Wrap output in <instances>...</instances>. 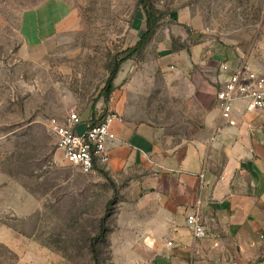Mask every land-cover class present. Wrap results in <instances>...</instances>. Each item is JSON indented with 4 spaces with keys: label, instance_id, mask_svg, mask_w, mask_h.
<instances>
[{
    "label": "rangeland",
    "instance_id": "rangeland-1",
    "mask_svg": "<svg viewBox=\"0 0 264 264\" xmlns=\"http://www.w3.org/2000/svg\"><path fill=\"white\" fill-rule=\"evenodd\" d=\"M155 3L166 13L159 38L173 15L191 42L248 50L264 36V0ZM145 26L137 0H0V264H146L132 254L121 185L67 163L50 126L71 107L107 112L108 54Z\"/></svg>",
    "mask_w": 264,
    "mask_h": 264
},
{
    "label": "crops",
    "instance_id": "crops-1",
    "mask_svg": "<svg viewBox=\"0 0 264 264\" xmlns=\"http://www.w3.org/2000/svg\"><path fill=\"white\" fill-rule=\"evenodd\" d=\"M184 19L173 15L178 24L159 38L160 25L122 64L107 111L124 121L113 123L111 159L95 173L121 185L132 254L145 255L146 264H259L264 116L239 98L225 118L217 93L242 63L264 71V36L248 50L191 42ZM92 115L82 116L84 123ZM190 213L203 221L206 237L193 235Z\"/></svg>",
    "mask_w": 264,
    "mask_h": 264
},
{
    "label": "built area",
    "instance_id": "built-area-1",
    "mask_svg": "<svg viewBox=\"0 0 264 264\" xmlns=\"http://www.w3.org/2000/svg\"><path fill=\"white\" fill-rule=\"evenodd\" d=\"M239 98L247 99L248 109L264 116V71H256L247 63L237 66L217 93L223 117L231 116L234 101ZM115 121H124V117L107 111L103 115H92L84 123L81 111L71 107L64 117L51 119L50 126L64 160L85 173H94L111 159L108 142L116 139L112 130ZM187 223L195 237L207 236L206 226L196 213L187 216Z\"/></svg>",
    "mask_w": 264,
    "mask_h": 264
},
{
    "label": "trees",
    "instance_id": "trees-1",
    "mask_svg": "<svg viewBox=\"0 0 264 264\" xmlns=\"http://www.w3.org/2000/svg\"><path fill=\"white\" fill-rule=\"evenodd\" d=\"M138 6L141 7L144 16H145V30L142 32L139 39L136 41L135 44L126 47L120 51L110 52L108 54V60L106 64V68L109 71V76L107 79V86L102 89L100 96H105L109 98L112 90H113V81L116 78L122 64L132 57L138 55L144 46L150 41L154 33L156 32L157 28L160 26L162 21L165 18L166 13L161 11L156 3L155 0H137ZM176 42V40H174ZM181 46L186 47L185 44ZM107 215V214H106ZM105 216L102 219L101 224V233L103 234L104 231V222ZM102 236V235H100ZM96 239H94L95 241ZM93 241V249L95 250V243Z\"/></svg>",
    "mask_w": 264,
    "mask_h": 264
},
{
    "label": "water",
    "instance_id": "water-1",
    "mask_svg": "<svg viewBox=\"0 0 264 264\" xmlns=\"http://www.w3.org/2000/svg\"><path fill=\"white\" fill-rule=\"evenodd\" d=\"M194 36H199L198 34H194ZM192 39H194V37L192 36Z\"/></svg>",
    "mask_w": 264,
    "mask_h": 264
}]
</instances>
